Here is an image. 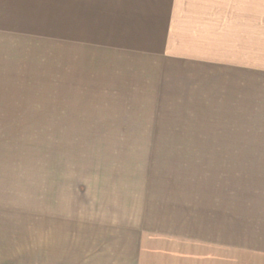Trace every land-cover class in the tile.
I'll return each mask as SVG.
<instances>
[{"label": "rangeland", "instance_id": "1", "mask_svg": "<svg viewBox=\"0 0 264 264\" xmlns=\"http://www.w3.org/2000/svg\"><path fill=\"white\" fill-rule=\"evenodd\" d=\"M218 1L33 0L31 20L18 10L17 31L32 37V72L18 74L17 120L24 123L17 124L11 183L29 190L25 201H39L40 185H49L50 201L86 200L87 186L102 183L111 186L108 199H146L134 178L147 172L138 167L164 151L235 154L239 161L229 163L236 168L264 170V0L226 11ZM198 13L204 29L192 26ZM161 30L178 47L181 38L201 36L204 71L183 65L193 59L188 54L154 59ZM195 72L225 75L203 81L188 76Z\"/></svg>", "mask_w": 264, "mask_h": 264}, {"label": "crops", "instance_id": "2", "mask_svg": "<svg viewBox=\"0 0 264 264\" xmlns=\"http://www.w3.org/2000/svg\"><path fill=\"white\" fill-rule=\"evenodd\" d=\"M218 2L226 11L235 3L243 6L244 0ZM18 10L31 20L33 0H0V264H264V170L236 168L229 163L239 161L235 154H151L155 159L147 158L138 167L146 177L134 178L145 186L136 188L144 189L146 199L130 200L126 193L108 199L111 186L102 183L87 186L86 200L50 201L49 185H40L39 201H25L29 190L19 186L18 191L11 183L16 174L17 124L24 123L17 120L18 74L26 78L32 72V43L27 41L30 35L17 31ZM200 15L192 26L204 29ZM227 15L257 16L255 11ZM225 17L220 19L222 29ZM160 32L154 59L169 63L179 59L175 55L188 54L193 59L183 65L204 71L201 36L181 38L178 47L170 32ZM233 39L238 41V35ZM219 75L225 73L188 76L208 81ZM152 139L149 144L217 143L204 138ZM113 183L123 185L119 180Z\"/></svg>", "mask_w": 264, "mask_h": 264}]
</instances>
